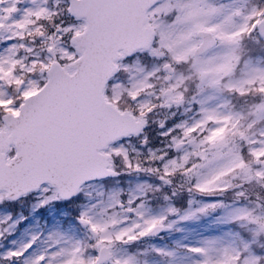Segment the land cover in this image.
<instances>
[{
	"label": "snow or ice",
	"instance_id": "1",
	"mask_svg": "<svg viewBox=\"0 0 264 264\" xmlns=\"http://www.w3.org/2000/svg\"><path fill=\"white\" fill-rule=\"evenodd\" d=\"M0 264H264V0H0Z\"/></svg>",
	"mask_w": 264,
	"mask_h": 264
}]
</instances>
